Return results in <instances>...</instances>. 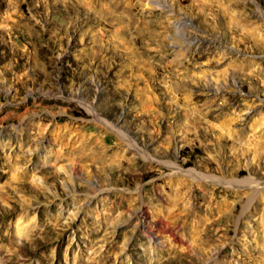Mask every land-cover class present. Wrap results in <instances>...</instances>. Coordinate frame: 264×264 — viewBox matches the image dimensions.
Returning a JSON list of instances; mask_svg holds the SVG:
<instances>
[{
    "label": "rangeland",
    "instance_id": "obj_1",
    "mask_svg": "<svg viewBox=\"0 0 264 264\" xmlns=\"http://www.w3.org/2000/svg\"><path fill=\"white\" fill-rule=\"evenodd\" d=\"M0 264H264V0H0Z\"/></svg>",
    "mask_w": 264,
    "mask_h": 264
},
{
    "label": "bare ground",
    "instance_id": "obj_2",
    "mask_svg": "<svg viewBox=\"0 0 264 264\" xmlns=\"http://www.w3.org/2000/svg\"><path fill=\"white\" fill-rule=\"evenodd\" d=\"M157 2V1H156ZM126 8V7H125ZM129 9V8H128ZM88 112L93 116L94 120L97 121V116H96V113L94 111V109H88ZM215 184H218L216 180L213 181ZM163 222V221H162ZM164 224V223H163ZM162 225V224H161ZM165 226V225H163ZM167 226V225H166ZM168 229V228H167ZM156 230V229H155ZM164 230V229H163ZM156 251V250H155ZM154 254V253H153ZM156 257V256H155ZM105 260V259H104ZM104 263V262H103Z\"/></svg>",
    "mask_w": 264,
    "mask_h": 264
}]
</instances>
